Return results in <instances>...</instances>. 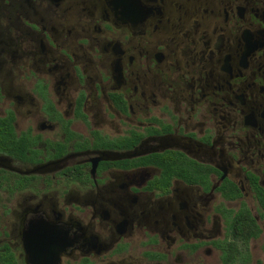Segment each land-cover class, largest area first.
I'll use <instances>...</instances> for the list:
<instances>
[{
  "label": "flooded vegetation",
  "instance_id": "obj_1",
  "mask_svg": "<svg viewBox=\"0 0 264 264\" xmlns=\"http://www.w3.org/2000/svg\"><path fill=\"white\" fill-rule=\"evenodd\" d=\"M0 264H264V0H0Z\"/></svg>",
  "mask_w": 264,
  "mask_h": 264
}]
</instances>
